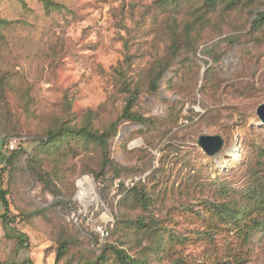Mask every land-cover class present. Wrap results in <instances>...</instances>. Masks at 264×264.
<instances>
[{
	"label": "rangeland",
	"instance_id": "rangeland-1",
	"mask_svg": "<svg viewBox=\"0 0 264 264\" xmlns=\"http://www.w3.org/2000/svg\"><path fill=\"white\" fill-rule=\"evenodd\" d=\"M55 1L65 8L0 0V129L26 140L1 181L9 232L27 235L26 261L54 264L66 241L59 264L103 254L119 264L111 246L150 264H264V212L242 215L264 188V26H253L264 0L215 9L206 0ZM174 40L179 55L150 91ZM131 90L140 92L133 113L150 122L122 118ZM115 121L116 167H103L95 143L43 153L37 141L63 123L103 130ZM203 134L223 136L216 155L200 146ZM85 185L99 205L78 196ZM221 208L242 217L241 230Z\"/></svg>",
	"mask_w": 264,
	"mask_h": 264
},
{
	"label": "trees",
	"instance_id": "trees-1",
	"mask_svg": "<svg viewBox=\"0 0 264 264\" xmlns=\"http://www.w3.org/2000/svg\"><path fill=\"white\" fill-rule=\"evenodd\" d=\"M45 10L48 13H52L53 11H61L65 8V5L55 1V0H40ZM172 1V0H171ZM170 1V2H171ZM168 2V3H170ZM207 5L210 7V9H215L217 5L224 3L229 8H236L239 7V0H206ZM254 27H262L264 26V11H259L257 16L254 19ZM190 40V39H189ZM179 49L180 45L178 44L177 40H174L171 47H170V53L167 57H165L163 60H161L155 68L150 72L149 77V90L150 91H156L159 88V82L163 78L164 74L168 71V69L171 67V64L173 60L179 55ZM139 90H131L130 96L127 99V104L124 108L122 118L127 120H135L140 123H148L151 121L150 118H147L144 115H139L133 113L132 109L139 98ZM118 127V121L112 122L108 127H106L103 130H96L88 125H82V126H72L67 123L61 124L56 129L50 130L47 135L44 137L39 138L37 141L40 143L39 147L41 149V152L43 153H56L61 150L65 145H72V141H76L77 143H84L85 145H89L90 143H95L98 145V147L101 149L102 152V165L104 168L106 167H116L115 162L110 157V150H109V143L112 136H114L117 132ZM1 132H3L6 136V149H7V156H6V166L9 165V167L14 166L16 162L20 159V157L23 155L25 148V138L21 136H15L9 134L7 131L0 129ZM12 138H18V144L14 149H9L8 144ZM83 145V144H82ZM34 158V157H33ZM32 158V159H33ZM35 161V159H33ZM4 169V166L2 168V171ZM1 171V174H2ZM29 171L33 172V174H38L36 171V167L34 164H30ZM0 176V194L1 198L5 207L6 212L2 215V218L5 222H9L10 218V200H9V191L7 188H5L2 184ZM132 193L136 195L138 200L144 205L149 206L151 204V198L148 197L145 193L141 191V189L137 186L134 187L132 190ZM249 194V191L247 190L245 192V196L247 197ZM252 196L250 197L249 204L245 207V210L242 212L243 218H246L247 216H253L255 214H263L264 212V188H259L257 190H253ZM42 213V210H34L29 213L30 216L39 215ZM222 216L225 217V219H228L229 221H232L233 223H238L239 229L242 227V217H238L237 212L230 210H224L221 208ZM264 221H260L259 225H261ZM138 225L141 228L147 227V223L143 220L137 221ZM258 225V224H257ZM241 230V229H240ZM9 237H13L16 239L17 246L24 245L26 241L27 235L25 233H21L18 235L9 234ZM250 233L245 232V237H249ZM117 261L119 264H150L148 260H143L139 257H135L132 254L128 252L126 248L118 247V246H111ZM68 249V243L66 241H63L57 251V257L54 264H59L62 257L65 255L66 251ZM106 261V256L100 255L98 257V260L87 262L86 264H103ZM65 264H71L66 262Z\"/></svg>",
	"mask_w": 264,
	"mask_h": 264
},
{
	"label": "crops",
	"instance_id": "crops-1",
	"mask_svg": "<svg viewBox=\"0 0 264 264\" xmlns=\"http://www.w3.org/2000/svg\"><path fill=\"white\" fill-rule=\"evenodd\" d=\"M6 146V136L0 131V176L7 156ZM5 212L0 194V264H29L27 261L30 256L23 253L22 246H17L15 238L8 236L9 223L2 218Z\"/></svg>",
	"mask_w": 264,
	"mask_h": 264
},
{
	"label": "water",
	"instance_id": "water-1",
	"mask_svg": "<svg viewBox=\"0 0 264 264\" xmlns=\"http://www.w3.org/2000/svg\"><path fill=\"white\" fill-rule=\"evenodd\" d=\"M257 112L261 121L264 122V103L259 106ZM198 140L202 149L210 156L216 155L225 143L223 136L219 134H203Z\"/></svg>",
	"mask_w": 264,
	"mask_h": 264
},
{
	"label": "bare ground",
	"instance_id": "bare-ground-1",
	"mask_svg": "<svg viewBox=\"0 0 264 264\" xmlns=\"http://www.w3.org/2000/svg\"><path fill=\"white\" fill-rule=\"evenodd\" d=\"M236 150H237L236 147L233 148V149H231V150L229 151L230 156H236V152H235ZM87 184H88V182L86 183V185H87ZM86 185L81 189V191L79 192L78 196H79V197H80V196H82V197L85 196V197L87 198V201H88L89 203L95 201L96 204L99 205V203L101 202L100 197H99V194H98L96 191H94L93 193H89V189L87 188ZM78 196H77V197H78ZM91 206H92V205H91Z\"/></svg>",
	"mask_w": 264,
	"mask_h": 264
},
{
	"label": "built area",
	"instance_id": "built-area-1",
	"mask_svg": "<svg viewBox=\"0 0 264 264\" xmlns=\"http://www.w3.org/2000/svg\"><path fill=\"white\" fill-rule=\"evenodd\" d=\"M18 144V138H12L8 144L9 149H14ZM102 234L105 235L104 230L102 231Z\"/></svg>",
	"mask_w": 264,
	"mask_h": 264
}]
</instances>
